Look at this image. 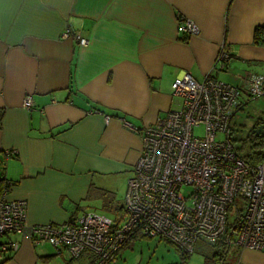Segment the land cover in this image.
I'll return each instance as SVG.
<instances>
[{
	"label": "crops",
	"instance_id": "0c3cea01",
	"mask_svg": "<svg viewBox=\"0 0 264 264\" xmlns=\"http://www.w3.org/2000/svg\"><path fill=\"white\" fill-rule=\"evenodd\" d=\"M179 17L199 34L180 32ZM256 27H264V0H0V198L25 201L28 226L96 210L122 222L116 194L132 176L142 129L181 108L174 79L186 72L241 86L250 74L264 76ZM67 29L88 45L63 38ZM221 47L230 60L217 72ZM9 241L18 249L0 264L93 262L88 253L66 262L23 235L0 238ZM227 259L264 264V252L233 244Z\"/></svg>",
	"mask_w": 264,
	"mask_h": 264
},
{
	"label": "built area",
	"instance_id": "2783aa9c",
	"mask_svg": "<svg viewBox=\"0 0 264 264\" xmlns=\"http://www.w3.org/2000/svg\"><path fill=\"white\" fill-rule=\"evenodd\" d=\"M178 29L188 37L199 34L198 26L183 17L178 18ZM63 38L88 45L71 29ZM229 60L221 47L213 71L224 70ZM244 81L232 86L208 76L196 82L186 72L174 79L181 108L142 129V150L126 183L122 222L88 212L64 225L28 226L26 202L0 198V238L26 236L35 246L49 245L66 262L88 253L92 264H115L120 250L134 237L164 240L191 255L196 245L213 246L230 228L233 244L264 252V160L251 165L241 158L230 131L241 99L264 97V76L250 74ZM22 106L31 109L30 95ZM197 128L203 129L201 137L193 134ZM232 209L235 218L228 225ZM17 249L16 242L0 244L2 252Z\"/></svg>",
	"mask_w": 264,
	"mask_h": 264
},
{
	"label": "rangeland",
	"instance_id": "374dc122",
	"mask_svg": "<svg viewBox=\"0 0 264 264\" xmlns=\"http://www.w3.org/2000/svg\"><path fill=\"white\" fill-rule=\"evenodd\" d=\"M245 106V107H244ZM243 106V111L234 114L230 122L231 138L239 156L243 157L254 152H264V147L253 145L252 128L259 119L264 121V98L253 99ZM194 136L201 137L202 128L193 131ZM218 139L222 138L221 134L217 135ZM125 190L123 186L119 193L116 194L115 201L119 205L124 203ZM117 192V191H116ZM108 199V198H107ZM110 200V199H108ZM237 204H241L238 200ZM96 213L113 216L103 210H96ZM105 213V214H104ZM235 211L232 209L228 213V225L234 220ZM211 250L205 245H196L194 252L187 259L186 264H203L204 258L210 254ZM179 253L175 246L157 238L137 237L120 250L117 255L115 264H181Z\"/></svg>",
	"mask_w": 264,
	"mask_h": 264
},
{
	"label": "trees",
	"instance_id": "16d2710c",
	"mask_svg": "<svg viewBox=\"0 0 264 264\" xmlns=\"http://www.w3.org/2000/svg\"><path fill=\"white\" fill-rule=\"evenodd\" d=\"M253 41L256 44L264 45V27H256L254 29ZM252 140L255 142L253 145H255V146L258 145L260 147H264V135H261V136L253 135ZM241 158H243L247 163H249L251 165H257L262 160H264V152L250 153V154L243 156ZM2 182L3 181L1 179L0 184H2ZM0 188H1V186H0ZM0 193H1V190H0ZM230 232H231V230H230V228H228L226 233L224 234V236L220 240H218L213 246H207L208 248H210L211 252L208 256H206L204 258L203 264H230L227 257H228L230 247L233 245V242H234L233 235L230 234ZM127 244H125L123 246V248L126 247ZM176 250L179 253L180 259L182 261L181 264H186L187 259L189 258L190 255H186V254L182 253L177 248H176ZM0 255H1V257H3L4 260L10 258V256H11L10 253H6V252H2V251H0Z\"/></svg>",
	"mask_w": 264,
	"mask_h": 264
},
{
	"label": "water",
	"instance_id": "95a60500",
	"mask_svg": "<svg viewBox=\"0 0 264 264\" xmlns=\"http://www.w3.org/2000/svg\"><path fill=\"white\" fill-rule=\"evenodd\" d=\"M251 134L255 135V136L264 135V124H261V125L257 126V128L252 130Z\"/></svg>",
	"mask_w": 264,
	"mask_h": 264
}]
</instances>
